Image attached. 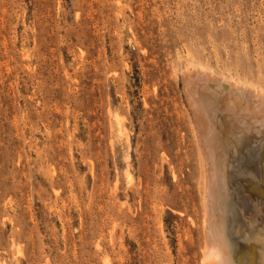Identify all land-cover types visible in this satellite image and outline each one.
Segmentation results:
<instances>
[{
    "label": "rangeland",
    "instance_id": "obj_1",
    "mask_svg": "<svg viewBox=\"0 0 264 264\" xmlns=\"http://www.w3.org/2000/svg\"><path fill=\"white\" fill-rule=\"evenodd\" d=\"M194 66L264 90V0H0V264H214ZM251 134L227 153L238 264H253L242 177L264 189Z\"/></svg>",
    "mask_w": 264,
    "mask_h": 264
},
{
    "label": "bare ground",
    "instance_id": "obj_2",
    "mask_svg": "<svg viewBox=\"0 0 264 264\" xmlns=\"http://www.w3.org/2000/svg\"><path fill=\"white\" fill-rule=\"evenodd\" d=\"M207 69L203 66H194L191 67V69L187 68L183 76L184 91L194 115L196 125L195 133L205 172V225L203 223L205 226V228H203L205 229V245L204 251L202 252L205 258L204 260L213 262L214 264H238L236 260L238 257L235 259L234 254L231 252L232 250L230 251L231 244L229 245V237L226 231L227 225L225 224L226 210L224 207L227 205L226 203L230 197L227 178V168L229 166L227 153L230 141L232 140L234 144L238 143L242 131L253 134L256 133V138L253 137L255 141H259L261 136H263L264 90L255 88L254 86L251 87L252 85L249 83L248 85L250 86H247L236 81L229 82L230 87L223 86L220 81H224V79L217 76L215 73L212 74V69L210 70L211 72ZM210 83L216 84L217 87L215 89H213L214 87L211 88L209 86ZM225 89H227V91ZM211 109H213L214 112H216V110L219 111L222 116L221 118L225 117L227 126H225L226 124L223 126L225 128L223 132L226 133L229 130V126L234 128L233 134L237 135V138L234 137L236 140H226L225 135L217 130L211 113H209ZM214 116L215 115H213V117ZM217 124L218 126L220 125L219 123ZM261 149H264V147ZM235 171L238 172L236 169ZM256 173L257 172H255V174ZM242 180L244 182L243 187L245 186L248 192V195L246 194L247 200L243 201V213L246 215V229H248L247 231L252 242V245L250 243V250H245L250 251V253H247L251 255L253 264H264V199L260 198L262 200H258V197L255 198L256 193H263L264 189L263 187L262 189L260 187H250L251 182L247 177H242ZM254 185H256V183H254ZM238 206L241 205L239 204ZM239 219L241 221V218ZM242 243H244L243 239ZM243 250L244 249H242V252L241 249L239 251L243 253ZM235 251L236 250H234V252ZM243 258L245 259V257Z\"/></svg>",
    "mask_w": 264,
    "mask_h": 264
}]
</instances>
